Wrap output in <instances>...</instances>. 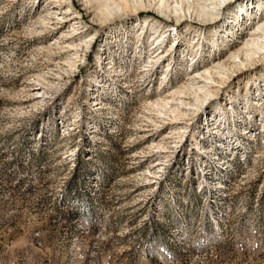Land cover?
Instances as JSON below:
<instances>
[{"label":"rangeland","instance_id":"obj_1","mask_svg":"<svg viewBox=\"0 0 264 264\" xmlns=\"http://www.w3.org/2000/svg\"><path fill=\"white\" fill-rule=\"evenodd\" d=\"M264 0H0V264H264Z\"/></svg>","mask_w":264,"mask_h":264},{"label":"bare ground","instance_id":"obj_2","mask_svg":"<svg viewBox=\"0 0 264 264\" xmlns=\"http://www.w3.org/2000/svg\"><path fill=\"white\" fill-rule=\"evenodd\" d=\"M262 25H264V23H262Z\"/></svg>","mask_w":264,"mask_h":264}]
</instances>
